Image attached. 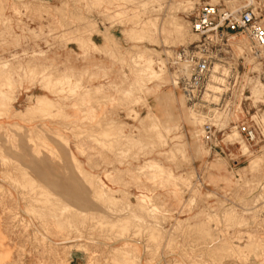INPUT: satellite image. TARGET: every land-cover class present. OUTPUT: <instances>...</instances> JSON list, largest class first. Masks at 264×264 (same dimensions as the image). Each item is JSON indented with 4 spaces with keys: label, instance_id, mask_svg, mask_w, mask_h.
<instances>
[{
    "label": "rangeland",
    "instance_id": "rangeland-1",
    "mask_svg": "<svg viewBox=\"0 0 264 264\" xmlns=\"http://www.w3.org/2000/svg\"><path fill=\"white\" fill-rule=\"evenodd\" d=\"M202 4L264 26V0H0V264H264V49L193 34ZM204 41L188 100L172 54Z\"/></svg>",
    "mask_w": 264,
    "mask_h": 264
},
{
    "label": "built area",
    "instance_id": "built-area-1",
    "mask_svg": "<svg viewBox=\"0 0 264 264\" xmlns=\"http://www.w3.org/2000/svg\"><path fill=\"white\" fill-rule=\"evenodd\" d=\"M189 24L193 34L205 37L210 42H212L211 38L217 43L224 39L229 41L245 37L252 48L264 49V26L257 21L252 10L233 12L225 7L202 4L195 10ZM206 48L207 44L204 41L202 45L193 48L190 46L178 48L172 54L173 62L184 65V76L181 73L182 91L188 100L195 99L212 78L213 59L204 52ZM236 129L246 142L254 140V131L249 127L239 125ZM204 132L208 140L213 137L209 125L204 126Z\"/></svg>",
    "mask_w": 264,
    "mask_h": 264
},
{
    "label": "bare ground",
    "instance_id": "bare-ground-1",
    "mask_svg": "<svg viewBox=\"0 0 264 264\" xmlns=\"http://www.w3.org/2000/svg\"><path fill=\"white\" fill-rule=\"evenodd\" d=\"M81 47V46H80ZM86 47V46H85ZM83 52V51H82ZM148 62V61H147ZM64 78V77H63ZM217 78H214L213 76H212V78H211V80L210 81H215ZM4 81V80H3ZM217 83V82H216ZM57 86H59V85H57ZM228 86H229V83L227 82V81H224V80H220L219 79V88H217V89H219L220 90V92L221 91H224V90H226L227 88H228ZM36 99V101H35V106L38 108L39 107V105L41 104V100H40V98L39 97H37V98H35ZM45 101V100H44ZM27 113V112H26ZM20 114V113H19ZM26 115V114H25ZM25 117V116H24ZM20 118V117H19ZM26 118V117H25ZM27 118H28V116H27ZM22 119V118H21ZM26 120V119H25ZM96 143V142H95ZM242 150L244 151V152H246L245 150H246V147H242ZM156 171V170H155ZM144 176V175H143ZM116 226V225H115ZM119 227V226H118ZM153 230V229H152ZM127 258V257H126Z\"/></svg>",
    "mask_w": 264,
    "mask_h": 264
}]
</instances>
